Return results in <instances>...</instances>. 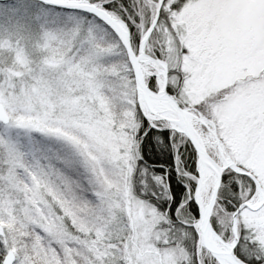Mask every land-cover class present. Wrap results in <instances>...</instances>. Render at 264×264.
Wrapping results in <instances>:
<instances>
[{"label":"snow or ice","instance_id":"obj_1","mask_svg":"<svg viewBox=\"0 0 264 264\" xmlns=\"http://www.w3.org/2000/svg\"><path fill=\"white\" fill-rule=\"evenodd\" d=\"M0 264H264V0H0Z\"/></svg>","mask_w":264,"mask_h":264},{"label":"rangeland","instance_id":"obj_2","mask_svg":"<svg viewBox=\"0 0 264 264\" xmlns=\"http://www.w3.org/2000/svg\"><path fill=\"white\" fill-rule=\"evenodd\" d=\"M245 44V39L241 36H234L231 40L230 48L236 55H239ZM231 56L227 57L224 62L217 65V72H225L231 70Z\"/></svg>","mask_w":264,"mask_h":264}]
</instances>
